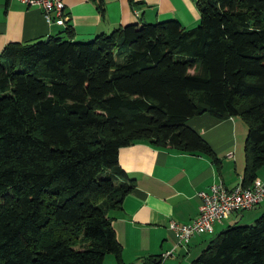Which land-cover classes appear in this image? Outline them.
<instances>
[{"label": "trees", "instance_id": "obj_1", "mask_svg": "<svg viewBox=\"0 0 264 264\" xmlns=\"http://www.w3.org/2000/svg\"><path fill=\"white\" fill-rule=\"evenodd\" d=\"M197 7L191 29L169 19L88 41L57 35L4 46L0 264H102L107 254L123 264L108 210L134 179L118 149L145 140L217 161L187 124L196 115L244 121L241 182H253L264 165V0ZM193 263L264 264V213L218 232Z\"/></svg>", "mask_w": 264, "mask_h": 264}, {"label": "crops", "instance_id": "obj_2", "mask_svg": "<svg viewBox=\"0 0 264 264\" xmlns=\"http://www.w3.org/2000/svg\"><path fill=\"white\" fill-rule=\"evenodd\" d=\"M198 0H63L68 20L61 26L47 21L38 5L20 0H0V54L9 42L27 43L60 35L88 41L129 23L177 20L191 29L199 21ZM69 29L70 35L66 34ZM187 124L213 150L217 161L204 153L177 151L139 140L118 149L119 166L134 179V186L118 208L108 210L123 264H141L152 256L156 264H194L208 241L229 225L242 219L251 224L264 213V202L241 215L233 213L213 226L212 233L195 234L186 245L175 246L168 229L171 221L188 223L197 215L196 192L212 183L228 187L242 180L247 126L238 116L218 118L208 112L196 115ZM264 182V165L256 172ZM171 251L166 258L164 252ZM102 264H119L111 254Z\"/></svg>", "mask_w": 264, "mask_h": 264}, {"label": "built area", "instance_id": "obj_3", "mask_svg": "<svg viewBox=\"0 0 264 264\" xmlns=\"http://www.w3.org/2000/svg\"><path fill=\"white\" fill-rule=\"evenodd\" d=\"M25 5H38L47 21L66 26L63 0H20ZM197 215L188 223L171 221L168 229L174 236L175 246L186 245L195 234L212 233L213 226L233 213L252 209L264 202V182L254 179L248 186L239 181L231 187L222 182L212 183L207 189L196 192ZM171 251L164 252V259Z\"/></svg>", "mask_w": 264, "mask_h": 264}, {"label": "rangeland", "instance_id": "obj_4", "mask_svg": "<svg viewBox=\"0 0 264 264\" xmlns=\"http://www.w3.org/2000/svg\"><path fill=\"white\" fill-rule=\"evenodd\" d=\"M259 206H260V205L254 207V209H255V208H256V209H259V208H260ZM256 209H255V210H256ZM249 210H251V209H247V210H244V211H242V212H248ZM242 212H239L238 214L241 215ZM260 215H261V214H260ZM260 215H259V216H260ZM259 216H258V217H259ZM238 223H239V224H245V222H244L242 219H240Z\"/></svg>", "mask_w": 264, "mask_h": 264}]
</instances>
